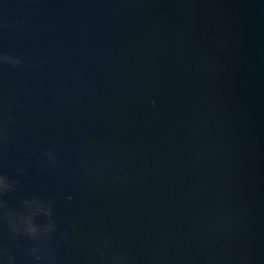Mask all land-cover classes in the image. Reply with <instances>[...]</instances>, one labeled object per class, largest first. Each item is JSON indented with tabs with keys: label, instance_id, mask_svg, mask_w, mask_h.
I'll return each instance as SVG.
<instances>
[{
	"label": "water",
	"instance_id": "obj_1",
	"mask_svg": "<svg viewBox=\"0 0 264 264\" xmlns=\"http://www.w3.org/2000/svg\"><path fill=\"white\" fill-rule=\"evenodd\" d=\"M0 53L4 264H264V0H0Z\"/></svg>",
	"mask_w": 264,
	"mask_h": 264
},
{
	"label": "clouds",
	"instance_id": "obj_2",
	"mask_svg": "<svg viewBox=\"0 0 264 264\" xmlns=\"http://www.w3.org/2000/svg\"><path fill=\"white\" fill-rule=\"evenodd\" d=\"M0 62H7L14 66H21L23 63L21 57L19 56L5 55L2 53H0ZM50 158L54 160L55 156L50 154ZM7 186L8 185H7V181L5 180V178L3 176H0V190H3ZM70 198L71 197H69V199ZM46 214H49V213L46 212ZM10 227L13 232H17V233L23 232L24 234L28 235L29 237L33 239H39L42 233H48L52 231V228H53L51 224L45 227H41L40 225H37L36 223L33 222L31 218V214L21 217L20 221H18L17 223H11ZM36 251H37L36 248L32 249L33 253H36ZM38 258L39 257H37V259ZM0 264H4L3 259H0ZM8 264H14L13 257L8 258Z\"/></svg>",
	"mask_w": 264,
	"mask_h": 264
}]
</instances>
